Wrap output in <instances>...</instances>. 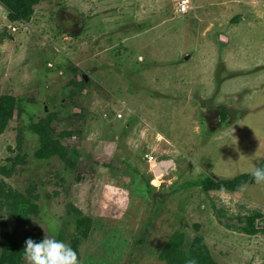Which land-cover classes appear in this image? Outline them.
Here are the masks:
<instances>
[{"label":"rangeland","instance_id":"1","mask_svg":"<svg viewBox=\"0 0 264 264\" xmlns=\"http://www.w3.org/2000/svg\"><path fill=\"white\" fill-rule=\"evenodd\" d=\"M189 1L42 0L28 23L0 4V186L37 208L0 195V257L12 232L78 239L79 264H190L199 238L218 264H264V185L200 186L264 167V0ZM49 118L74 168L37 157Z\"/></svg>","mask_w":264,"mask_h":264},{"label":"trees","instance_id":"2","mask_svg":"<svg viewBox=\"0 0 264 264\" xmlns=\"http://www.w3.org/2000/svg\"><path fill=\"white\" fill-rule=\"evenodd\" d=\"M42 0H0V4L8 9L10 12L9 19L13 22H30L32 15L34 14V6L41 3ZM16 99L9 96L3 97L0 100V134H3L14 117ZM51 118L49 120H41L39 124L33 125L32 130L34 133L41 136V148L37 153V157L40 159L50 158L53 156H59L68 168H74L76 160H71L68 156V151L63 145L53 139L50 132ZM12 170L0 167V174L10 175ZM252 182L253 178L248 175L240 176L235 180H212L210 177L201 182L202 189L205 192L210 191H225V192H241L243 186ZM4 186H0V195L6 197V204L13 209L16 216L21 219H26L30 213H36V206L30 201L26 200L23 194L10 189L8 194H4ZM153 189V188H152ZM260 217V214L249 218L251 224L250 233H255V219ZM79 235L88 234L87 230H84L83 225L80 224L77 228ZM87 236V235H86ZM78 239L74 240L73 250L77 253ZM181 246V242H180ZM23 248L24 245L16 238L15 234L8 232L3 234L2 242V255L0 257V264H25L23 260ZM177 256H185V252L181 253V249L176 247ZM190 262L195 261V264H218L212 257L207 245L203 243L202 239H196L193 242L188 252ZM179 256V257H180ZM78 257V254H77ZM189 262V263H190Z\"/></svg>","mask_w":264,"mask_h":264},{"label":"clouds","instance_id":"3","mask_svg":"<svg viewBox=\"0 0 264 264\" xmlns=\"http://www.w3.org/2000/svg\"><path fill=\"white\" fill-rule=\"evenodd\" d=\"M161 164L162 162L153 168L157 171ZM249 174L255 184L264 185V167H253ZM23 260L25 264H79L77 253L69 245L55 238V236L46 234L42 240L28 239L25 241ZM190 264H195V261L190 262Z\"/></svg>","mask_w":264,"mask_h":264},{"label":"built area","instance_id":"4","mask_svg":"<svg viewBox=\"0 0 264 264\" xmlns=\"http://www.w3.org/2000/svg\"><path fill=\"white\" fill-rule=\"evenodd\" d=\"M189 4H190L189 0H179V11L181 14H187L189 12V9H190ZM14 30H16V29H14ZM146 157L147 158L149 157L150 162H153L155 160V157H153V156L146 155L145 158Z\"/></svg>","mask_w":264,"mask_h":264},{"label":"water","instance_id":"5","mask_svg":"<svg viewBox=\"0 0 264 264\" xmlns=\"http://www.w3.org/2000/svg\"><path fill=\"white\" fill-rule=\"evenodd\" d=\"M172 165H173L172 161H164L160 165L159 169L161 168L162 170H168L169 168L172 167ZM157 171H158V169H157Z\"/></svg>","mask_w":264,"mask_h":264},{"label":"crops","instance_id":"6","mask_svg":"<svg viewBox=\"0 0 264 264\" xmlns=\"http://www.w3.org/2000/svg\"><path fill=\"white\" fill-rule=\"evenodd\" d=\"M159 138H161V136H159ZM173 164H174V162H173Z\"/></svg>","mask_w":264,"mask_h":264}]
</instances>
